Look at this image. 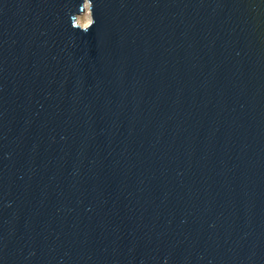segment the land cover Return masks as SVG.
<instances>
[{"label":"water","instance_id":"1","mask_svg":"<svg viewBox=\"0 0 264 264\" xmlns=\"http://www.w3.org/2000/svg\"><path fill=\"white\" fill-rule=\"evenodd\" d=\"M0 264H264V0H0Z\"/></svg>","mask_w":264,"mask_h":264},{"label":"clouds","instance_id":"2","mask_svg":"<svg viewBox=\"0 0 264 264\" xmlns=\"http://www.w3.org/2000/svg\"><path fill=\"white\" fill-rule=\"evenodd\" d=\"M92 4L85 5V8H88L89 10H91ZM78 17H79V15H77L75 17V19H74L73 16H72V18H71L72 19V27L74 29L79 28L82 33L87 34L89 32V29L90 28L92 29L93 25H95V23H96L95 19L92 18L91 16H88L87 22L86 23H82V22L79 21Z\"/></svg>","mask_w":264,"mask_h":264},{"label":"rangeland","instance_id":"3","mask_svg":"<svg viewBox=\"0 0 264 264\" xmlns=\"http://www.w3.org/2000/svg\"><path fill=\"white\" fill-rule=\"evenodd\" d=\"M88 16H91L90 15V12H89V9L87 8V12L81 16H79V21L82 22V23H86L87 20H88Z\"/></svg>","mask_w":264,"mask_h":264}]
</instances>
